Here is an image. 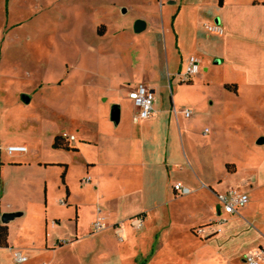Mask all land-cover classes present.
I'll list each match as a JSON object with an SVG mask.
<instances>
[{"label": "crops", "instance_id": "obj_1", "mask_svg": "<svg viewBox=\"0 0 264 264\" xmlns=\"http://www.w3.org/2000/svg\"><path fill=\"white\" fill-rule=\"evenodd\" d=\"M187 6L172 15L177 28L174 71L165 66L160 41L162 76L150 69L153 64L134 84L126 82L127 98L110 103L120 107L118 124L108 106L101 119L88 117L59 129L55 136H73L69 142L76 149L54 147L62 156L58 159L35 161L26 142L11 143L28 151L15 153L20 156L8 163L57 165L63 167L58 170L64 169L65 180L61 178L56 207L47 182L32 181L28 183H35L40 195L29 194L11 201L8 209L0 208V225L5 224L4 213L16 214L6 223L8 246L0 244V264H246L245 255L264 246V158L243 169L231 156L232 143L221 124L229 123L235 111L218 98L221 91L239 99L244 90L251 99L264 98V0H218L209 11L200 7L193 16L197 27L180 31ZM139 20L146 22L144 30L151 24L149 18ZM199 24H218L223 33L200 35ZM192 55L200 60L201 71L185 81L181 75ZM220 62L222 80L204 84ZM164 78L177 82L163 86ZM140 83L155 92V112L135 121L129 92ZM260 138L261 133L254 137L250 150L264 146L258 144ZM66 156L79 167L76 183L68 178ZM5 163L1 160L2 168ZM178 182L189 189L187 194L175 190ZM232 188L247 193L249 201L238 213L225 214L216 193ZM8 190L7 184L1 186L0 198ZM137 216L144 218L140 229L132 225ZM221 217L226 221L219 224ZM18 218L22 222L14 224ZM97 220L105 224L98 231ZM183 220L190 223L180 233ZM202 226L206 232L200 237L194 230ZM109 232L121 235L120 241L110 242ZM17 251L27 260L18 262Z\"/></svg>", "mask_w": 264, "mask_h": 264}, {"label": "rangeland", "instance_id": "obj_2", "mask_svg": "<svg viewBox=\"0 0 264 264\" xmlns=\"http://www.w3.org/2000/svg\"><path fill=\"white\" fill-rule=\"evenodd\" d=\"M215 4L218 0H0V196L1 186H9L8 194L0 198V208L8 209L11 201L26 195L41 194L35 183L28 182H47L55 207L62 191L64 169H58L63 167L8 163L20 156L7 152L11 143L26 142L35 161L62 157L53 146L59 129L88 117L101 119L113 99L127 98L126 82L134 84L147 66L154 64L150 69L158 78L162 76L160 41L165 66L174 71L177 28L172 15L188 5L178 28L192 29L198 25L193 16L197 17L200 7L209 11ZM146 18L150 26L136 32V21ZM206 25L199 24L200 35L214 34ZM216 64L204 84L222 80V63ZM176 82L164 78L162 85ZM23 95L30 96L29 103ZM218 98L235 111L229 123L221 124L232 143L231 156L243 169L259 163L264 146L250 150L249 145L257 134L264 135V98L251 99L247 90L239 99L221 91ZM66 157L71 165L68 178L76 183L79 167L73 157ZM1 160L6 161L4 168ZM189 223L183 220L179 232ZM106 235L110 242L120 241L119 234Z\"/></svg>", "mask_w": 264, "mask_h": 264}, {"label": "built area", "instance_id": "obj_3", "mask_svg": "<svg viewBox=\"0 0 264 264\" xmlns=\"http://www.w3.org/2000/svg\"><path fill=\"white\" fill-rule=\"evenodd\" d=\"M207 29L214 34H222L223 29L218 24L207 25ZM201 71V62L196 56H190L187 61L186 69L181 75V78L185 81L191 80L195 75L200 73ZM129 97L132 100L135 113L134 120L140 121L145 120L154 115L155 112V100L156 95L155 92L146 84L140 83L135 86L129 92ZM184 113L189 116L191 114L190 110H184ZM70 141L74 140V137L71 136L69 138ZM28 151L27 146L23 145H10L7 147V152L9 154L15 153H25ZM90 178H86L85 181H89ZM175 190L181 194H187L189 189L184 186L181 182H178L174 185ZM217 199L221 206V211L225 214H235L238 213L241 208L246 206L249 201V196L247 193L243 192L238 188H232L225 192L216 193ZM226 218L221 217L217 222L224 223ZM104 222L102 220H97L94 223L95 230H101L104 228ZM132 225L136 229H140L144 225V218L142 216H137L132 219ZM197 233L203 236L206 232V227H198ZM220 231V229L218 230ZM15 258L18 262H24L27 260V257L21 254V252L17 251L15 253ZM246 264H264V246L257 248L254 251L249 252L245 255Z\"/></svg>", "mask_w": 264, "mask_h": 264}, {"label": "water", "instance_id": "obj_4", "mask_svg": "<svg viewBox=\"0 0 264 264\" xmlns=\"http://www.w3.org/2000/svg\"><path fill=\"white\" fill-rule=\"evenodd\" d=\"M123 13L127 12V9L123 8L122 9ZM146 28V22L143 20H137L135 23V30L136 32H141ZM23 100L26 103L30 102V96L28 95H23ZM111 120L115 123L118 124L120 121V107L118 105H113L111 108V114H110ZM258 144H264V138H260L258 140ZM16 214L13 213H4L2 215V222L3 223H8L11 219L15 217Z\"/></svg>", "mask_w": 264, "mask_h": 264}, {"label": "trees", "instance_id": "obj_5", "mask_svg": "<svg viewBox=\"0 0 264 264\" xmlns=\"http://www.w3.org/2000/svg\"><path fill=\"white\" fill-rule=\"evenodd\" d=\"M223 2L224 0H219L220 4H223ZM227 87L229 88L231 87V85L228 84ZM53 146L56 148H65V149H70V150L76 149L70 144L69 139L63 135H57L55 137ZM230 167H231L230 164H228V168ZM62 179L63 181L65 180V171L62 173ZM0 244L2 246H8V226L6 224L0 225Z\"/></svg>", "mask_w": 264, "mask_h": 264}]
</instances>
